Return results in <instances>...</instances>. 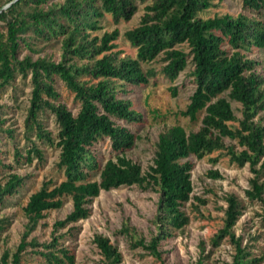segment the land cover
Listing matches in <instances>:
<instances>
[{"label": "trees", "instance_id": "obj_1", "mask_svg": "<svg viewBox=\"0 0 264 264\" xmlns=\"http://www.w3.org/2000/svg\"><path fill=\"white\" fill-rule=\"evenodd\" d=\"M214 1L17 0L0 13V93L17 77L30 80L25 135L59 149L57 169L63 175L59 184L50 189L45 185L29 196L23 207L27 222L21 240L14 253L1 255L0 264H28L27 256L32 260L39 258L44 264L73 263L72 254L60 241L65 237L56 233L68 228L66 235H71L73 225L89 217L88 205L100 191L124 186L149 188L158 194L155 235L146 243L143 239L134 240L127 225L120 233L133 239L135 247L160 258L162 242L188 223L182 208L192 193L189 157L202 159L224 151L231 163L240 167L247 164L252 177L246 198L264 205V125L259 118L255 120L264 113V78L256 70L257 61L247 57L251 48L264 50V23L241 13L201 17L215 6ZM138 2L146 4L140 22L123 34L135 49V56L118 58L112 52L118 31L104 32L100 37L94 34L102 29L100 20L105 16L114 23L129 21ZM241 3L249 12L264 9V0ZM52 40L60 41L59 61L47 57L33 60L28 56L19 59L22 47ZM158 56L164 63L159 72L152 68L143 70L142 63ZM189 63L192 68L188 77L194 90L182 114L193 121L203 111L201 126L196 132L186 133L182 127L172 126L160 133L152 164L142 172L127 152L137 140L134 131L144 122L143 115L126 97L132 88L147 85L158 75L174 81ZM58 83L73 94L78 103L75 113L59 101ZM230 102L241 106V119H236ZM50 115L58 125L55 139L42 120ZM234 121L238 127L229 125ZM2 134L11 133L3 128L0 118V137ZM224 139L235 141L241 150L227 147ZM105 142L109 157L100 164L96 146ZM31 145L24 157L17 151V158L30 162L34 155L42 162V151L35 142ZM92 172H98V181L90 180ZM207 175L219 177L215 171ZM24 181L19 174L10 173L0 182V207ZM66 197L71 200L72 210L54 223L50 241L28 240L45 213L60 209ZM194 199L200 205L206 202ZM225 201L224 225L212 237V248L229 238L234 247L231 264H258L260 259L251 257L232 232L242 215L241 203L234 195ZM8 225L6 218L0 219V234ZM93 242L106 264H121L120 252L107 237L96 235ZM200 248L201 256L195 264H207L204 245Z\"/></svg>", "mask_w": 264, "mask_h": 264}, {"label": "rangeland", "instance_id": "obj_2", "mask_svg": "<svg viewBox=\"0 0 264 264\" xmlns=\"http://www.w3.org/2000/svg\"><path fill=\"white\" fill-rule=\"evenodd\" d=\"M8 0H0V9ZM215 6L200 14L203 18H212L215 15L230 14L236 16L244 14L255 17L264 23V9L259 13L249 12L242 7L241 0H215ZM146 4L137 3V10L129 21L114 23L111 17L105 16L100 20L102 29L94 35L101 36L104 32L116 29L118 38L113 42L112 52L118 58L135 56V49L124 39L125 31L136 27L144 13ZM61 55L60 41L34 42L31 47H22L19 59L28 56L35 60L47 57L59 61ZM102 56V55H101ZM99 56V57H101ZM249 59L257 61V72L264 78V50L251 48L247 54ZM164 65L162 56H158L149 63H142L143 70L152 68L159 72ZM192 65L189 63L178 77L170 82L162 75L150 79L147 85L134 87L126 98L132 101L134 109L143 115V123L135 130L137 140L133 148L127 152V157L137 163L142 172L147 171L152 164L155 145L160 133L172 126L182 127L186 133L196 132L201 126L203 111L198 112L195 120L182 113L186 111L193 94L194 86L188 74ZM175 89V94H173ZM59 101L71 112L75 113L78 103L73 94L66 90L62 83H58ZM31 92L30 80L17 77L15 82L0 93V118L3 128L11 134H2L0 137V182L10 173L24 177L23 185L18 192L5 200L0 207V219L9 221L7 229L0 234V257L4 252H15L26 225L23 207L29 196L47 185L50 189L63 180L62 173L57 169L59 149L49 143H40L33 137L27 138L24 130V120L29 106ZM237 120L241 119V106L230 102ZM264 125V113L258 117ZM45 129L56 138L58 125L52 115L42 118ZM238 127V122L229 123ZM35 142L42 151L44 160L40 162L34 155L30 162L17 158L19 151L24 157L31 144ZM227 147H233L239 152L241 148L235 141L224 139ZM96 155L100 162L109 157L108 143L96 146ZM215 159V162L211 160ZM192 164L191 183L192 193L189 202L182 210L188 217V223L182 231H175L173 237L162 242V255L155 258L140 247H135V239H143L146 243L155 235L153 220L157 214L158 194L149 188L131 186L119 187L109 191H100L88 205L90 215L87 219L74 224L75 230L66 235L68 228L59 230L56 235H62V246H66L73 256L71 264H106L96 248L93 239L96 235L107 237L121 254V264H195L201 256L200 245L203 244L208 255L207 264H231L234 247L229 238L224 239L217 247L212 248V237L224 225V213L227 207L226 197L234 195L242 206V215L239 217L232 232L240 238L242 246L250 252L251 257L260 259L258 264H264V205L260 201L250 202L245 195L249 188L252 175L249 166L242 167L231 163L225 152H214L202 159L189 157ZM210 171L218 173V178L209 177ZM90 180L98 181V172H92ZM264 182V175L261 178ZM204 199L200 205L194 198ZM72 210L71 200L66 197L58 210L45 213L28 240L34 238L39 243H47L53 233V225L62 220ZM131 231L133 239L120 233L125 227ZM66 235V236H65ZM31 248L26 250L27 253ZM28 264H44L39 258L32 260L27 256ZM68 264V263H67Z\"/></svg>", "mask_w": 264, "mask_h": 264}, {"label": "water", "instance_id": "obj_3", "mask_svg": "<svg viewBox=\"0 0 264 264\" xmlns=\"http://www.w3.org/2000/svg\"><path fill=\"white\" fill-rule=\"evenodd\" d=\"M17 0H13L11 2H9L8 4L4 5L1 9H0V13L5 11L11 4H13L14 2H16Z\"/></svg>", "mask_w": 264, "mask_h": 264}]
</instances>
